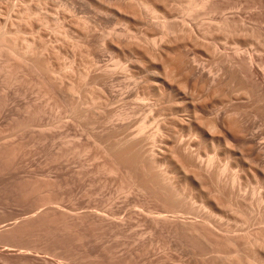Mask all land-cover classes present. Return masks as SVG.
<instances>
[{"label": "rangeland", "instance_id": "374dc122", "mask_svg": "<svg viewBox=\"0 0 264 264\" xmlns=\"http://www.w3.org/2000/svg\"><path fill=\"white\" fill-rule=\"evenodd\" d=\"M0 264H264V0H0Z\"/></svg>", "mask_w": 264, "mask_h": 264}, {"label": "bare ground", "instance_id": "6f19581e", "mask_svg": "<svg viewBox=\"0 0 264 264\" xmlns=\"http://www.w3.org/2000/svg\"><path fill=\"white\" fill-rule=\"evenodd\" d=\"M197 5H198V4H197ZM207 126H208V128H210L212 131L215 130V131L217 132V129H216V128H217V123H215L214 120H213V121H209ZM144 129H145V128H144ZM218 131H219V130H218ZM218 133H219V132H218ZM215 134H217V133H215ZM217 135H218V134H217ZM217 135H215L214 137L217 138V137H218ZM219 135H220V134H219ZM225 168H226V167H225ZM225 168H224V169H225ZM254 194H255V193H254Z\"/></svg>", "mask_w": 264, "mask_h": 264}]
</instances>
